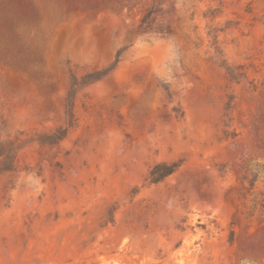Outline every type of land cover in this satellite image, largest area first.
<instances>
[{"label": "rangeland", "instance_id": "374dc122", "mask_svg": "<svg viewBox=\"0 0 264 264\" xmlns=\"http://www.w3.org/2000/svg\"><path fill=\"white\" fill-rule=\"evenodd\" d=\"M0 142V264H264V0H0Z\"/></svg>", "mask_w": 264, "mask_h": 264}, {"label": "trees", "instance_id": "16d2710c", "mask_svg": "<svg viewBox=\"0 0 264 264\" xmlns=\"http://www.w3.org/2000/svg\"><path fill=\"white\" fill-rule=\"evenodd\" d=\"M158 13L159 10H157L155 7H151L145 10V13L140 19L138 26L136 27V33L145 35H172V30L170 27L162 28L157 24V22L161 20V16ZM119 57L120 56L118 55L115 64L111 68L87 73L81 79H78L76 77L72 78L71 87L67 94L65 103L67 127L56 130L51 136L52 138H54V140L61 141L62 139H64L69 130L75 125L76 119L74 115V100L78 90L90 84L99 82L107 77L117 67L118 63L120 62ZM227 71L233 80H236L238 78V75L235 74L234 69L227 68ZM17 150L18 148L14 146V142H0V175L4 172H11L14 170L15 154ZM179 166L180 165L178 163L155 165L149 173L150 183H160L163 179L172 175L179 168Z\"/></svg>", "mask_w": 264, "mask_h": 264}, {"label": "clouds", "instance_id": "9594fccd", "mask_svg": "<svg viewBox=\"0 0 264 264\" xmlns=\"http://www.w3.org/2000/svg\"><path fill=\"white\" fill-rule=\"evenodd\" d=\"M242 264H248V261H243Z\"/></svg>", "mask_w": 264, "mask_h": 264}]
</instances>
